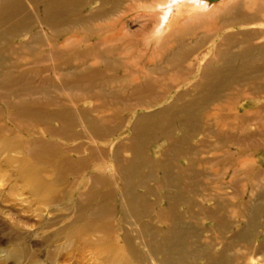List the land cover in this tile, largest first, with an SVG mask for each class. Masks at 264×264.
I'll return each instance as SVG.
<instances>
[{"label": "rangeland", "instance_id": "rangeland-1", "mask_svg": "<svg viewBox=\"0 0 264 264\" xmlns=\"http://www.w3.org/2000/svg\"><path fill=\"white\" fill-rule=\"evenodd\" d=\"M160 1L111 0L103 4L101 15L84 24L65 26L59 29L61 33L36 24L28 35L0 44V51L7 52L0 70L11 71L16 79L0 87V95L21 96L37 109L19 120L9 116L11 110L0 99V125L10 128L0 135V149L6 143L0 151V264H119L106 263V247L116 249L114 256L123 255L129 264H162L161 256L152 255L153 247L160 248L171 239L175 250L189 245L191 251L204 246L209 256L221 252L213 264H264V253L256 250L264 239L263 210L247 240L232 238L243 227L242 216L256 200L258 186L264 184V76L220 89L217 98L196 111L198 129L189 131L183 140L194 149L189 156L187 144L181 145L178 155H163L170 142L161 132L146 143L142 163L128 147L141 114L155 113L178 94L187 93L182 106L200 92L195 85L203 80L204 62L190 67V60H165L170 48L179 44L178 37L184 34L186 45L197 44L198 53L210 50L207 59L216 62L215 49L224 47V35L251 28L224 29L210 41L208 36L216 34L217 26L213 16L185 7L177 15L179 21L160 32L158 16L165 8L158 6ZM101 6L96 0L84 14ZM150 14L154 15L151 19ZM37 32L42 40L31 50H21L20 43ZM254 43L262 44L264 39ZM69 66L76 70L62 72ZM93 68L96 74L86 76ZM148 80L147 93L137 98L134 90ZM179 110L169 112L165 124L176 138L187 131L180 124ZM65 125L66 131L56 135L55 130ZM91 154L93 161L86 160ZM114 154L122 161H113ZM146 156L161 161L150 165ZM164 161L173 166L162 168ZM166 172L178 174L179 199H163L167 189L161 180ZM124 189L150 203L151 213L141 221L149 223V228L124 216ZM173 189L168 190L171 196ZM88 190L94 192L91 199ZM79 202L82 208H77ZM170 203H175L179 221L157 217ZM104 204L110 208L107 215ZM95 209L92 222L79 223ZM103 221L112 228L107 239ZM166 228L174 231L167 235ZM127 235L141 260L128 251ZM190 259L187 256L184 264H208L204 254Z\"/></svg>", "mask_w": 264, "mask_h": 264}, {"label": "bare ground", "instance_id": "bare-ground-1", "mask_svg": "<svg viewBox=\"0 0 264 264\" xmlns=\"http://www.w3.org/2000/svg\"><path fill=\"white\" fill-rule=\"evenodd\" d=\"M94 1H96V0H0V44L1 43L3 44L4 42H10L11 40L18 39L19 37L24 36V35H28V33H30L31 29L36 24L46 25L49 28L53 29V31L55 33H58L60 31L59 29L65 27V26H69V25H72L75 23L84 24L89 19H93V18L101 15L103 13V4H106L111 0H99L102 2L101 7H99L96 11L91 10L88 14H84V10L86 8H88ZM196 3H198V4H196ZM152 6H154V5H152ZM158 6L165 7L164 9H162V15L158 16L160 19H159V22L157 25L158 26L157 31H160V32L165 31L164 27L167 24L169 25L168 27L170 28L172 26V24L178 19L177 15L181 12L184 13L185 7H186V9H187V7L192 8V9L195 8L196 10H194V11H196L197 14L198 13L199 14H208V15L213 16L212 18L215 19L214 21H216L217 26H216V31H215L216 34L212 35V36H208V38L211 39L210 41H213L212 40L213 37L216 36L217 33H219L221 30H224V29H230L232 27H234V28L235 27H237V28H239V27H241V28L242 27H244V28L251 27V28L238 31V33H234V34L228 32L229 34L227 33L226 35H224L223 36L224 42L222 43L224 47L223 48L219 47V48L215 49L216 50L215 55H217V58H218L216 62H214V60L207 59L208 58L207 56L211 53L210 50H207L206 52H203V50H202V52L199 51L200 53H198L197 51H198L199 47L197 44L196 45H194V44L193 45H190V44L186 45L184 40H182V39H184V34H183V36L178 37L179 44L174 48H170L171 50L166 55L167 58L165 60L166 61L167 60H171V61L173 60L174 62H177L179 60L180 61L181 60H184V61L190 60V64L188 65L190 67L192 65L195 66L194 64H196V63L202 64L204 62L205 68L203 71V80L200 81L197 85H195V87L197 89H200V92L196 95V97L194 96L191 100L188 101V99H187V101H185L182 104V106H181V101H183V99L186 98L187 93H180L175 97L173 102H171L169 105L162 106L157 112L152 113V114H141L137 118L136 122L133 125V141L128 147H130L131 149L130 148L129 149L132 150V152L135 153V155H137L136 157L138 158V160H140L139 163H142L143 157L145 155L146 143H148L149 140L157 138L156 136L159 132H161V134L165 135V137H167L168 141L170 142V146L168 148H166V150L161 151L163 153V155H165L166 157H170L173 155L175 156V155L180 154L181 149H182L181 145L187 144L186 142H183V140H184V138H186V136L190 135L189 131L191 132L194 129L195 130L198 129V126H199L198 117L200 115L198 113H196L197 110H199L203 107H206L205 105H207L211 99L217 98V96H218L217 94L219 93L218 91L220 89H230L231 87L234 86L233 84L238 83L240 81H245L248 79L251 80V79H254L257 77H259L261 79L264 76V43L259 44V45L254 43V41L256 39H260V38L264 39V0H162L159 2ZM196 6H198V7H196ZM176 10H178V11H176ZM188 13H191V12H188ZM151 14H154V13H151ZM151 14L149 15V19L154 17V15H151ZM147 16H148V14H147ZM179 17H181V15ZM185 18H186V16H185ZM179 19L176 22H178ZM195 19H197V18H195ZM60 33H61V31H60ZM121 35H123V34H121ZM29 38H30L29 41H27V42L25 41V42L20 43L19 47L21 50H25V49H27V51H28V49L31 50L32 45L37 44L38 42H40L42 40V37H41V35L38 34V32L31 34ZM67 41H65V42H67ZM100 44H102V43H100ZM100 44H99V46H100ZM64 47H65V45H64ZM6 53L7 52L5 50L0 51V69L6 63V59H5V55H4ZM191 61L194 63H192ZM81 68H83V67H81ZM61 70H62V72L69 74V73H71V71H73V70L75 71L76 68H75V66H69V67L62 68ZM96 70H97V68H93L92 71H90L88 73L86 72V74H87L86 76H89V75L91 76V74H96ZM12 75H14V74L11 71H7V72L2 71L1 72V70H0V87H4L6 85L7 86L11 85L14 82V80L16 81L15 77L12 78L13 77ZM76 75H77V73H76ZM22 77H23L22 79H24L25 76L23 75ZM149 85H151L150 80L145 81L144 83L140 84L134 90V94H136V97L141 98L143 95H145L147 93L146 88L149 87ZM263 86H262V88H263ZM116 95L117 94H115V96ZM204 97H205V99H203ZM109 98L111 99V97H109ZM0 99L11 110V111H9L10 112L9 116L13 115L15 118H19V120H20V117L25 116L28 113L35 114V111H37V109L32 107L34 105L31 101L24 100L21 96H18L17 98L12 97V99H11L8 97V94H7V95H0ZM177 109H180L177 112V115H180L182 117L180 124L187 129V131L185 132V136H183L182 138L174 137L173 132L170 130L168 131V129L165 125L166 123H169V121H167L168 117L166 115L169 112L176 111ZM60 114L62 115L63 112H61ZM157 117H160V119H161L158 123H157V121H155ZM94 121L95 120H92L90 122L94 123ZM4 127H2V125H0V135L6 131H7L6 133H8V131L10 132L9 126H8L7 130L5 129L6 127L5 128ZM62 131H66V125L63 126L62 128L56 129L55 134L56 135H62L63 134ZM139 137H140V139H139ZM144 138H145V141H143ZM135 141H136V143H135ZM35 142L31 143V144H33V146H34ZM5 144H3L0 151L4 150V148L6 147ZM44 144H46V143H44ZM57 145H56V147H57ZM188 146H190V145H188ZM76 147L78 148V146H76ZM79 148H78V150H79ZM193 150L194 149H192L190 146L185 150V154H187L189 156V154H191L193 152ZM67 156H65V157H67ZM85 158H86V160L93 161V155L92 154H91V156L89 155V157H85ZM146 158H148L147 162L150 165H155L156 162L161 161V160H154L149 156L148 157L146 156ZM62 159L65 160L66 158H62ZM62 159H60L61 162H62ZM120 159L121 158L118 156V154H116V155L114 154L113 161L118 163V161L119 162L122 161ZM79 160L82 162V157ZM24 161H25V159H24ZM24 161H21V162H24ZM44 161H46V160H44ZM66 161H67V159H66ZM74 161L77 162L78 160H74ZM161 163H163L162 168H167V166H173L168 161L167 162L164 161ZM26 166H28V164ZM179 168L181 169V167H179ZM243 169L244 168H242V170ZM183 170H185V169H183ZM186 171L187 172L189 171L191 173L193 171V169L188 167L186 169ZM195 172L198 173V172H201V170L199 169L198 171H195ZM181 181H182V179H181ZM179 182L180 181L178 178V174H175L173 172L164 173V176L162 177L161 183L164 185L165 189H167V193L163 196V199H167V200L171 201V200L180 198V192H179L178 186H177V184L179 185ZM171 187L176 189L175 193H173L172 196L170 195V192L168 191L169 188H171ZM49 189H46V190L48 191ZM39 192L40 191L37 189V194ZM88 192H91V190H88ZM34 193L36 194V191ZM93 193H94L93 191L90 193L89 199L92 198ZM100 193H102V195H103V189L100 191ZM97 195H98V193L94 195L95 198L97 197ZM121 197H122V200L124 202L126 201L125 202L126 205L123 204V209H125L124 210V213H125L124 216L126 217V219L132 218L133 219L132 223H134L135 225H141L143 229L149 228V226H150L149 223L146 222L145 224H142L141 221H142V219H144V217H147L150 215V213H151L150 203H147L143 197H142V199L137 198L136 195L133 194V190L130 191L128 189H124L121 193ZM157 198H158L157 201H159V197H157ZM255 198H256V200L250 205L248 213H246L242 216L243 217L242 222L244 223L243 227L238 231V233H234V235L232 236L233 239H236V240L238 239V240L244 242L245 240L248 239V235L250 234L249 233L250 230H251V232H253L254 231L253 228H255V226H257L260 223L259 218L261 217V214L264 213V208H263L264 207V184L258 186V189L255 192ZM82 204L83 203L79 202L77 204V208L78 207L82 208V206H83ZM128 205H129V208H127ZM104 206H105V208H104ZM104 206H103V214L107 215V214H109L110 208L107 207L105 204H104ZM262 210H263V212H262ZM95 211H96V209L94 210V212L91 213L90 217L85 218L84 220H82L79 223H82V222L90 223V222H92L93 219H95L94 217L96 216V215H93L95 213ZM176 213H177V211H176L175 203H170L169 207L161 208L158 211L157 217H159L160 219H164V218L169 217L172 219L173 222L176 220L179 221L181 217L179 214H178L179 216L176 215ZM103 217L106 218L105 215ZM103 224H104V226L107 227V229H106L107 234L104 236L105 239H107L108 236H110L109 233L111 232L112 228L108 227L107 224L105 223V221H103ZM161 224H163V223H161ZM176 224L173 223V225H175V226H176ZM186 226H188V225H186ZM193 226H195V225H193ZM263 229H264V223H263ZM172 230L174 231V229H172ZM172 230H168L166 232V234L170 235V232H172ZM138 232L140 233V236H137V237L141 238V235H143L142 231L138 230ZM176 232H177V230H176ZM182 238H184V237H182ZM105 239L103 238L104 242L106 241ZM176 239H177V237H176ZM166 240H167V238H166ZM171 240H169L170 241L169 244L167 242L162 243L163 245H161L160 248H158L157 245L153 247L152 255L161 256L160 262L162 264H184V263H186L187 256H188L189 260H191L190 258L194 259L197 256L201 257V255H203V254H204V259L207 260V263L213 264L212 260H218L219 258L222 257L221 252L214 254L215 256H209L208 253L207 254L205 253L206 251H205L204 246L200 248L201 251H199L197 249H196V251H194V250L191 251L190 247H188L189 245L187 247L182 246L183 248L179 245L181 248L177 247L178 249L175 250L174 245H172L173 244L172 241H174V240H172V241ZM178 240L180 243V241L182 239L179 238ZM194 241H192V242H194ZM195 244H197V243H195ZM126 247L128 248V251L131 253V255L134 258L140 259V260L143 258L142 255L141 256L139 255L140 252H139L138 248L133 245L131 237H128V235L126 237ZM199 247H198V249H199ZM195 248H197V247H195ZM113 250H116V249L111 248V247L105 248L106 254L104 255V260L106 261V263H109L112 261L113 262L117 261V262H119V264H129L127 262V259H125L123 255L120 256V254H119V256H117V255L114 256ZM256 250L259 251V253L260 252L264 253V239L262 242L259 243ZM241 254H246V253H241Z\"/></svg>", "mask_w": 264, "mask_h": 264}]
</instances>
